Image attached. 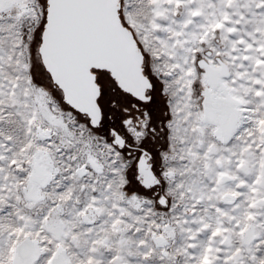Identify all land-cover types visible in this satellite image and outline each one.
Instances as JSON below:
<instances>
[{
  "label": "snow or ice",
  "instance_id": "6c2138e0",
  "mask_svg": "<svg viewBox=\"0 0 264 264\" xmlns=\"http://www.w3.org/2000/svg\"><path fill=\"white\" fill-rule=\"evenodd\" d=\"M0 264H264V0H0Z\"/></svg>",
  "mask_w": 264,
  "mask_h": 264
}]
</instances>
